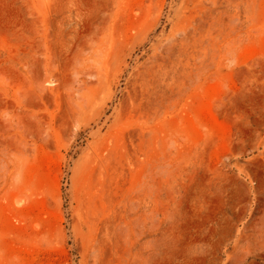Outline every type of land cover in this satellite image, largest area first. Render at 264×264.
I'll return each mask as SVG.
<instances>
[{"label": "rangeland", "instance_id": "374dc122", "mask_svg": "<svg viewBox=\"0 0 264 264\" xmlns=\"http://www.w3.org/2000/svg\"><path fill=\"white\" fill-rule=\"evenodd\" d=\"M0 264H264V0H0Z\"/></svg>", "mask_w": 264, "mask_h": 264}]
</instances>
